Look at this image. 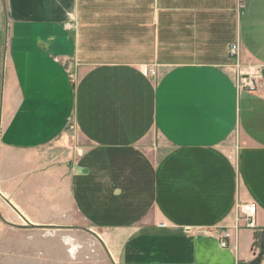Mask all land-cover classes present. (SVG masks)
Returning <instances> with one entry per match:
<instances>
[{
  "label": "crops",
  "instance_id": "0c3cea01",
  "mask_svg": "<svg viewBox=\"0 0 264 264\" xmlns=\"http://www.w3.org/2000/svg\"><path fill=\"white\" fill-rule=\"evenodd\" d=\"M7 3L15 201L37 224L89 226L114 264H242L264 234V0ZM247 203L257 229L236 233ZM225 227L229 248L210 235Z\"/></svg>",
  "mask_w": 264,
  "mask_h": 264
},
{
  "label": "rangeland",
  "instance_id": "374dc122",
  "mask_svg": "<svg viewBox=\"0 0 264 264\" xmlns=\"http://www.w3.org/2000/svg\"><path fill=\"white\" fill-rule=\"evenodd\" d=\"M10 30L7 0H0V144L3 121L8 115L4 101L9 79ZM9 180L0 183V264H114L98 234L89 226L60 228L37 224L29 201H15V185L12 178ZM235 227L236 222L231 228L236 233L246 229ZM230 233L232 238L236 234ZM210 235L214 237L213 233ZM229 247L230 242L226 248ZM244 254L242 264H264V234L255 236Z\"/></svg>",
  "mask_w": 264,
  "mask_h": 264
},
{
  "label": "built area",
  "instance_id": "2783aa9c",
  "mask_svg": "<svg viewBox=\"0 0 264 264\" xmlns=\"http://www.w3.org/2000/svg\"><path fill=\"white\" fill-rule=\"evenodd\" d=\"M243 7V4H241ZM69 28L71 26H68ZM229 53L231 58L238 59L239 58V45L232 44L229 48ZM239 67V66H238ZM240 68V67H239ZM147 74V71H145ZM155 72L151 70V75H154ZM258 74L254 72H243L240 70L239 78H238V88L240 90H245L248 92H253L257 90V78ZM257 205L254 203L238 205L236 208V230H239L241 227L246 229L254 230L257 228ZM215 238L218 239L221 247L226 248L229 246V242L232 238V234L230 233V229L225 228H216L215 231H212Z\"/></svg>",
  "mask_w": 264,
  "mask_h": 264
}]
</instances>
